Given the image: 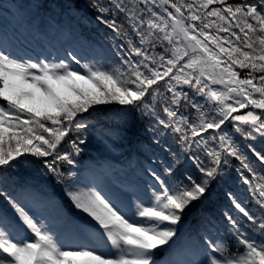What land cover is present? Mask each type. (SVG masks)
<instances>
[{
  "label": "snow or ice",
  "instance_id": "obj_1",
  "mask_svg": "<svg viewBox=\"0 0 264 264\" xmlns=\"http://www.w3.org/2000/svg\"><path fill=\"white\" fill-rule=\"evenodd\" d=\"M89 7L116 37L127 38L113 45L118 61L75 50L34 61L0 44V170L25 154L51 156L45 168L63 177L58 161L73 159L56 150L70 127L86 129L81 114L112 104L153 118L155 143L171 159L161 158L162 172L149 170L154 183L145 195L132 192L127 200L96 185L70 184L68 197L90 218L70 242L0 191L22 222L17 228L0 215V264H158L156 250L170 246L185 210L218 197L233 158L250 193L224 191L221 216L235 245L210 221L195 248L167 264H264V0H89ZM120 14L138 39L118 22ZM237 69L249 71L242 77ZM229 120L231 132L222 127ZM169 138L191 153L188 166L176 168ZM84 142L70 144L78 153ZM6 179L0 172V181Z\"/></svg>",
  "mask_w": 264,
  "mask_h": 264
},
{
  "label": "trees",
  "instance_id": "obj_2",
  "mask_svg": "<svg viewBox=\"0 0 264 264\" xmlns=\"http://www.w3.org/2000/svg\"><path fill=\"white\" fill-rule=\"evenodd\" d=\"M15 5L16 9L20 12L33 13L40 15L42 20H47L50 23L58 26L59 24L68 26L72 30L79 31L88 40V46L94 48L93 51L103 53L108 60H119V57L115 55L116 48L114 44H124L127 42V38L124 36L116 37L112 29L108 28L105 24L101 23L96 19L98 13L95 9L89 7V0H10ZM242 0H227L229 4L241 3ZM142 6V5H141ZM210 7H220L219 4L211 5ZM174 11V10H173ZM215 20V17L209 18ZM123 21V27L128 29L133 39H138L135 33H132L127 20L123 19V14L118 17V22ZM189 23V21H186ZM199 24V21L195 22ZM234 23V21H233ZM215 31V29H211ZM225 35V33H220ZM234 39V38H233ZM88 51L89 52V48ZM157 51L162 49L157 48ZM86 53V54H87ZM240 71L243 77L249 69H237ZM257 76L260 73H256ZM160 87L163 88L164 82H159ZM214 88L220 86L214 85ZM0 103H4L0 101ZM131 106H121L118 104L112 105H99L94 106V109H90L89 113H83L81 116L87 120L88 126L86 129H76L70 127V131L67 136L63 138L57 147V153L69 152L71 153L74 162H78L83 159L96 161V165H100L102 160L97 147L95 146V138H104L102 141L106 144H110V152L113 154L123 156L124 161L130 158L142 157L146 152L152 154L153 157H162L166 160L171 158L167 152H163L161 148L155 143V134L151 128L154 123L153 118L142 115L139 111H129ZM157 109H160V105H157ZM249 109H240L236 114H245ZM256 113H259V109H251ZM191 118H196V112L194 109H189ZM161 117L167 119L164 113L161 111ZM198 123V120H197ZM226 129L231 132L233 129V122L229 120L226 122ZM246 127V126H245ZM162 128V126H161ZM214 130H208L212 132ZM208 133H202L203 136H207ZM47 135V134H45ZM179 134H177L178 136ZM189 136L191 133L189 132ZM199 139V137H196ZM83 139L85 142L80 144V152H75L70 144V141L76 140L77 142ZM117 148L113 145V143ZM163 142V141H161ZM168 144L172 150L175 151L179 158V163L176 165L177 169H182L188 166L190 163L191 153H182L181 145L177 140L168 139ZM194 147V146H193ZM120 148V150H119ZM117 151V153L115 152ZM196 151L195 147L192 149ZM51 160L52 157H37L30 154L18 158V161L13 162L14 167L5 168L0 170L3 175L7 177L6 180L0 181V191H3L7 196L13 197L17 187L27 184L41 185L45 182L49 186L66 185L70 182L68 173L67 161H58L59 170L64 174L63 177L53 175L51 171H48L44 166V160ZM188 162V163H187ZM187 163V164H186ZM67 164V165H66ZM237 162L233 158L232 167H224L225 173L229 179L226 183L222 182L216 189L219 192L218 197L207 199L203 202L198 203L193 209L187 210V215L182 219V224L185 226V230L191 231L193 226L201 223V218L206 217L207 224L212 222H220L222 210H218L221 205H225L227 200L224 196V191L228 188H241L246 189L247 185H243L235 171ZM222 190V191H221ZM243 190V191H244ZM3 201L4 205L0 203V207L3 209L8 200L5 197H0V202ZM250 205V204H249ZM214 211L213 213H209ZM193 227V228H192ZM192 232V231H191ZM182 229L180 230V234ZM196 234V233H195ZM224 237L229 242H233L232 236L225 231ZM235 245V244H233ZM162 252H156L157 256L163 257Z\"/></svg>",
  "mask_w": 264,
  "mask_h": 264
},
{
  "label": "rangeland",
  "instance_id": "obj_3",
  "mask_svg": "<svg viewBox=\"0 0 264 264\" xmlns=\"http://www.w3.org/2000/svg\"><path fill=\"white\" fill-rule=\"evenodd\" d=\"M31 15H32L31 13L28 14L25 12L15 11L11 7H9V4H4L3 2L0 3V44L7 47L10 51L15 53L16 55L23 57V58H31L34 61L37 59H44L45 57H47L49 60H52L53 58H56V59L64 58L65 49L67 48L69 50H75L80 56H85V55L89 57L96 56V57H103L106 60H108V57H106L103 53H101L102 55L100 56V53L92 51L94 49L92 48L93 46L90 47L89 53L85 54L82 48L83 47V41H82L83 36L81 34L77 35V37L75 38L72 36L70 37L69 34H67L65 31H62V30L58 34H56V29H54L50 25H45L39 29L38 27H36V25L31 24L33 20L31 18ZM29 25H34V26L28 27ZM95 146L97 147L99 153L108 154L107 153L108 149L104 147L103 143H101L100 140L98 139L96 140ZM108 157H109V161L107 162V165H105L106 169L114 170V172H116V169L118 170L124 169L122 166L120 167V165H118L120 164V162H122L123 157H121L120 159V157L113 155V154L108 155ZM155 168H157L158 172L163 171L160 161H157ZM150 169L148 168L146 170L141 169V171H143V175H142L141 181L138 182L141 190H138L137 192L142 196L145 195L146 192L148 191L147 186L154 183V180L151 177V174L149 171ZM123 172L124 170L120 173H123ZM110 174H112L111 176H113V173H110ZM77 176L78 175H76L75 173V176L72 177V178H75V180L72 181V183L70 184H75L77 187H81V188L90 187L94 185L90 182H87L85 178L86 176H84L83 172L81 176L82 182L76 179ZM124 176L125 175H121V177H116L115 179L118 178V181L120 182L121 178L123 179L127 178ZM70 184H68L65 187V194H66L65 196L67 197L68 195L66 193V188ZM99 184L100 183H97L96 186H99ZM101 185H102L101 189L105 193H108L109 195H115L125 200H127L131 196V195H126L122 193V192H127L126 188L123 187L122 189L124 191L118 192L117 190H121V188H115L116 186L111 187L109 182L106 180L101 181ZM236 189L239 190L238 188ZM37 190L34 187L33 188H29L27 186L19 187L18 190H16V197L19 198L21 201H19L18 199H15V200L20 202L22 206L25 207L26 211L29 212L30 215H33L38 218H42L48 224H50L52 228L54 229V231L57 234H59L62 240H64L65 242H70L76 235L75 226L72 227L71 229L72 233L69 235V234H66L64 227H61L58 224V221L51 222L56 215L58 216L61 215L63 211L56 209V199H54L50 191L43 190L41 192L40 189L39 191ZM34 191L35 193H37L35 197L37 199L38 198L40 199V200L38 199V204L35 203L32 199V196L34 195ZM239 193L243 196H247L246 193H241V192ZM248 196H250V193L248 194ZM70 202L73 208L77 211L74 217L78 218L81 221L80 224H85L87 222H90V218L87 217V214L83 213L81 210L76 209L71 200ZM0 203L4 204L2 200ZM196 205H198V203L194 204L188 209H193V207ZM250 205L249 207H252V204ZM11 209L13 208L11 207ZM188 209L185 210L183 218L187 215ZM0 212H1L0 215H2L4 211H0ZM12 213L15 219L18 220L16 213L13 211ZM44 213H46L51 219H47ZM66 216H67L66 214L65 215L63 214L62 218H65ZM91 223L94 224V222H91ZM21 225H22V222L18 220V225L16 227L18 228ZM64 226H68V225H64ZM177 227H178L177 235L173 237L172 241H170V246L165 245L163 248V250L167 252V255H169L168 256L169 258L164 262V264H167L169 260L184 258L182 254L185 252L186 249L195 248V241L197 240L196 237H194L195 235L190 236V237L188 236L186 239H181L182 234L184 233L185 226L182 224V222H180ZM181 229H182V233L180 234ZM61 231H62V234L60 235ZM190 234L192 233L190 232ZM175 238H178V239H175ZM181 240H183V243L181 245V247L183 248L182 252L180 253L177 252L174 255H172L171 252L174 248V245ZM163 250L158 249L156 251L160 252ZM158 264H163V263L160 262Z\"/></svg>",
  "mask_w": 264,
  "mask_h": 264
}]
</instances>
